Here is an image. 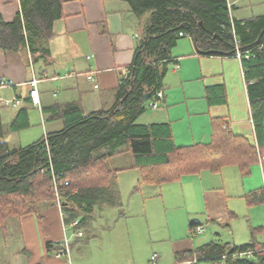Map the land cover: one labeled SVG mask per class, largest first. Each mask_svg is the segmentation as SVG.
<instances>
[{"label": "trees", "instance_id": "16d2710c", "mask_svg": "<svg viewBox=\"0 0 264 264\" xmlns=\"http://www.w3.org/2000/svg\"><path fill=\"white\" fill-rule=\"evenodd\" d=\"M126 1L138 15L149 12L150 18L137 57L118 83L112 108L86 112L78 102L53 105L48 111L62 119L63 127L30 144L16 145L7 135L29 126L28 107H20L5 124L0 100V224L26 213L41 216L47 206L57 203L55 179L64 220L67 224L78 220L79 227L96 207L115 205L121 169L110 168L107 160L124 150L132 153L141 181L149 184L172 182L204 169L220 172L226 165L248 174L259 161L264 173V158H259L264 153V48L258 47L264 43V14L234 19L228 0ZM20 5L12 21L0 11V49L22 51L28 46L32 53L47 54L38 43L53 35L55 20L62 16L61 0H20ZM181 31L193 36L204 54L235 55L238 39L255 141L234 133L226 118L213 119L208 141L187 145L175 144L167 122L136 121L146 107L145 93L150 92L152 100L163 88L171 49L178 37L185 36ZM260 195L264 198V187ZM47 248L50 251L49 241ZM249 250L251 255H236ZM175 258L176 264L198 260L264 264V242L253 239L237 245L212 240L178 252Z\"/></svg>", "mask_w": 264, "mask_h": 264}, {"label": "crops", "instance_id": "0c3cea01", "mask_svg": "<svg viewBox=\"0 0 264 264\" xmlns=\"http://www.w3.org/2000/svg\"><path fill=\"white\" fill-rule=\"evenodd\" d=\"M237 1L241 0H228L234 19L244 20L264 14L237 16L235 12L240 8L236 5ZM61 6L62 16L55 20L53 35L38 43L40 47H46V55L42 53L40 56L41 51L32 53L28 46L22 51L0 49V80L12 81L10 84L0 85V99L20 100L17 105L7 106L11 110L7 112L8 123L16 116L20 107L31 104L33 108H28L29 125L38 122L43 126L41 136L16 145L30 144L45 137L48 132L63 127L62 119L51 110L48 111L53 105L78 102L86 112L112 108L116 104L118 83L137 57L146 23L150 18L149 15L145 19L147 22H142L146 13L138 15L126 0H61ZM20 10V0H0V11L6 21H12ZM166 66L163 96L158 100V106L151 112L148 121L141 123L167 122L171 126L175 144L187 145L208 141L213 119L226 118L234 133L255 141L246 81L238 56L200 53L193 36H180L171 49V57L167 59ZM90 73L95 76L94 81L88 78ZM33 79L38 80L36 87L40 98L39 106L33 103L30 94L35 87L31 82ZM96 83L98 86H95ZM128 152L130 151L118 152L108 159L111 163L115 160L121 162L115 158ZM130 154L127 165L115 164L112 168L124 171L134 167V157L131 152ZM237 170L241 176L236 181V187H229V192L226 190L227 177L223 173L204 169L180 178V182L187 185V198L192 197L193 204L197 206L193 208L195 213L214 224L213 228L216 230L219 227H231L232 218L238 215L237 208L232 205H235V201L239 205L240 198H245L249 207L264 202L260 195L261 188L264 187L260 161L252 165L249 176L239 168ZM140 179L139 172L138 184ZM175 182L177 181L162 184ZM145 184L150 187L159 186L156 187L159 190L162 188L161 184ZM157 189L149 195H162ZM256 190L259 194L254 196ZM104 206L115 205L105 204L99 210ZM92 214L76 227L71 225L72 222L67 224L62 219L61 209L54 203L47 206L41 216L26 213L17 217L22 234V251L27 255L26 264H103L105 259L108 263L115 260L118 264H153V255L156 264H176V253L193 250L209 242L195 241L186 236V229L179 236H174L169 231L170 235L157 239V244L146 245V251L141 249V253L136 254V240L112 243L113 246L108 250L82 248L85 242L70 240V255L57 257L54 253L66 237L67 228L71 227L73 230L72 239L83 237L85 232L82 227L88 223ZM248 215L250 217L251 212ZM191 222L203 223L200 218L190 219L189 225ZM245 230L249 240L245 238L239 243H231L239 245L252 241L256 232L264 233V224L250 221L248 230L244 229L242 235ZM232 233L235 236L234 230ZM48 241L51 243L50 251L47 248ZM213 241L223 243L220 239ZM128 248L131 249L130 252L125 251ZM138 258L143 262L139 263ZM188 263L191 264L189 261Z\"/></svg>", "mask_w": 264, "mask_h": 264}, {"label": "rangeland", "instance_id": "374dc122", "mask_svg": "<svg viewBox=\"0 0 264 264\" xmlns=\"http://www.w3.org/2000/svg\"><path fill=\"white\" fill-rule=\"evenodd\" d=\"M236 5L240 8L235 12V15L240 17L264 13V0H241L237 1ZM149 15L150 13L146 12L142 17V22H147L145 19H148ZM0 85H2L1 82ZM17 104H19V102ZM4 105L6 107L2 108V116L4 123L7 124L9 121L7 112H11L7 106L14 104L10 103ZM28 108L31 110L33 107L31 104H28ZM154 110L155 108L147 103L144 111L138 116L136 121H148V117ZM46 126L49 128V123H47ZM42 132L43 126L41 123L37 122L32 123L20 131L9 133L7 137L12 144H18L19 142L25 144L41 136ZM128 155H131L130 152L115 158L120 159L121 162H116L115 160V162L111 163L110 159H108L107 165L110 168L115 166V164L127 165L128 162H130L128 161ZM263 155L264 153L261 152L260 156ZM237 169L235 165H226L219 172L227 177L226 190L228 192L229 187H236V181L241 176ZM122 171L123 170H119L117 189L114 191V194L117 195L115 206H104L102 210L96 207L91 217H89L88 223L82 227V230L85 232L83 237L72 239L73 230L71 227L67 228L66 237L69 241L73 240L74 242L81 240L85 242L82 248L108 250L109 247L111 248L113 246L112 243L121 242L122 240L129 243L132 240H136L134 251L136 254H139L141 253V249L146 251V245L151 246L152 244H157V239H164L165 235H170L169 231H171L172 234L174 233V236H179L186 229L185 235L194 238L195 241L207 242L220 239L223 242L230 241L239 243L247 238L246 230L244 235H242V233L244 229L248 230L250 221L254 224H264V202L262 201L257 205L249 207L245 198H240V201L238 199L239 205H236V201L234 202L235 205H232L237 208L238 215L232 218L230 222L231 227L218 226L219 229L216 230L213 228L214 224L207 222L202 215L199 216L195 213L193 209L195 205L192 202V197L187 198V185L180 182L182 179L175 180L177 181L175 183L161 184L162 188L159 190L156 188L159 186L153 184H150L153 185L151 186L152 188L142 181L138 184L139 180H137V177L140 172L138 168L132 167ZM235 173H237L238 176H236ZM156 189L159 190L162 195L151 197L152 195H149L150 192H154ZM249 212H251L250 217L248 215ZM195 218H200L202 220L203 223L200 224L204 226V230L196 234H191L189 232V220ZM17 219V217H9L3 224H0V264H26L27 255L22 251V234ZM75 230L77 231V229ZM233 230L235 231V236H233ZM93 232L95 234H92ZM255 238L264 240V233L261 234L256 232L253 239ZM249 239L250 237L247 238V240ZM130 250L131 249L128 248L125 251L130 252ZM93 259L96 260L97 258ZM78 261L80 260L78 259ZM105 262L103 264H118L115 260L113 263H108L105 259ZM138 262L140 263L143 261L139 259ZM197 264L219 263L217 261L198 260Z\"/></svg>", "mask_w": 264, "mask_h": 264}, {"label": "built area", "instance_id": "2783aa9c", "mask_svg": "<svg viewBox=\"0 0 264 264\" xmlns=\"http://www.w3.org/2000/svg\"><path fill=\"white\" fill-rule=\"evenodd\" d=\"M181 35H185V36H190L188 33H185L183 31L180 32ZM236 40V56H238L240 59L243 55V52L241 51V49L238 47V39H235ZM259 49H262L264 48V43L260 44L259 46ZM248 52V51H247ZM247 52H246V55H247ZM244 73V71H243ZM88 78L92 81L95 80V76L90 73L88 74ZM2 85H6V84H10L12 81L11 80H1L0 81ZM32 84L35 86L34 88L31 89V97H32V101L35 105H40V98H39V93H38V89L36 87V84L38 82V80L36 79H33L32 81ZM95 86H98V83L95 84ZM163 96V91L162 89L158 90L156 92V97L155 99H152V100H149V104L153 107V108H156L158 106V100ZM1 102L3 104H10V103H13L14 105H16L20 100L17 99V98H13V99H7V98H2L0 99ZM264 158V155L260 157V160H262ZM61 183V182H60ZM68 181H65V184H67ZM60 184L54 179V184H53V188L55 190V193H56V197H57V204L59 205L60 209H61V217L62 219L64 220L65 219V211L62 209V201H61V194H60V190H59V186ZM65 221V220H64ZM77 224V221H73L71 223V225L75 226ZM204 230V226L201 225L200 223H194V224H191L190 225V228H189V232L191 234H196V233H199V232H202ZM78 234L79 235H82V232L81 231H78ZM253 252L251 250L249 251H244V252H238L236 255H242V254H248V255H251ZM57 257H61V256H69L70 255V241L67 237H65L63 239V241L60 243V246L59 248L56 250V252L54 253ZM153 264H156V261H155V255H153ZM190 262V261H189Z\"/></svg>", "mask_w": 264, "mask_h": 264}, {"label": "water", "instance_id": "95a60500", "mask_svg": "<svg viewBox=\"0 0 264 264\" xmlns=\"http://www.w3.org/2000/svg\"><path fill=\"white\" fill-rule=\"evenodd\" d=\"M150 96H151L150 92L145 93V95H144V100H145V102H144V104H143L144 106L146 105V103H147V101L149 100Z\"/></svg>", "mask_w": 264, "mask_h": 264}]
</instances>
